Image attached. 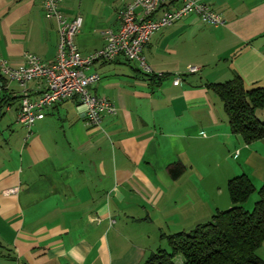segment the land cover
I'll use <instances>...</instances> for the list:
<instances>
[{
    "label": "crops",
    "instance_id": "obj_1",
    "mask_svg": "<svg viewBox=\"0 0 264 264\" xmlns=\"http://www.w3.org/2000/svg\"><path fill=\"white\" fill-rule=\"evenodd\" d=\"M129 1L63 0L67 17H83L76 41L84 54L103 47V31L119 27ZM209 1L224 26L189 14L152 34L144 54L167 74L161 81L124 56L91 67L102 75L92 90L117 107L99 127L87 123L74 97L28 130L17 120L21 86L3 90L0 264H143L162 234L230 208L232 177L247 174L258 193L264 139L248 144L232 133L223 101L207 84L240 75L246 88L264 87V0ZM58 39L41 0H0V60L19 65L32 52L50 62ZM189 65L200 69L190 73ZM43 89L41 79L27 85L32 96ZM257 116L264 121V109ZM176 165L184 167L177 177ZM258 254L264 259V243Z\"/></svg>",
    "mask_w": 264,
    "mask_h": 264
},
{
    "label": "built area",
    "instance_id": "obj_2",
    "mask_svg": "<svg viewBox=\"0 0 264 264\" xmlns=\"http://www.w3.org/2000/svg\"><path fill=\"white\" fill-rule=\"evenodd\" d=\"M41 2L45 16L57 25L56 57L45 62L39 55L26 52L24 61L19 65L0 60V102L2 92L9 83L19 84L22 95L17 120L28 130L46 116L48 108L74 97H78L85 106L87 123L99 127L106 115L117 113V107L110 99L92 90L102 79L101 73L91 71L96 62H110L124 56L135 61L144 73L164 77L167 74L155 72L144 54V48L154 32L175 24L189 14H196L203 23L215 27L226 24L225 17L213 8L209 0H131L119 10V27L103 31V47L84 54L76 41L83 27L82 15L67 17L62 7L63 0ZM199 69V66L189 65L188 72L195 73ZM36 79L43 81L44 89L32 96L27 85ZM180 83L181 77L175 76L174 84Z\"/></svg>",
    "mask_w": 264,
    "mask_h": 264
},
{
    "label": "trees",
    "instance_id": "obj_3",
    "mask_svg": "<svg viewBox=\"0 0 264 264\" xmlns=\"http://www.w3.org/2000/svg\"><path fill=\"white\" fill-rule=\"evenodd\" d=\"M147 75L154 82L166 77ZM207 86L223 101L232 133L248 144L264 139V121L257 116V111L264 109V87L246 88L240 75ZM5 100L2 97L1 101ZM183 170V166L172 167L175 177ZM228 191L233 203L230 208L217 210L188 231L162 234L172 249L158 248L143 264H264L258 254L264 243V183L252 209L245 204L257 188L247 174L232 177ZM178 256H182L181 263L175 261Z\"/></svg>",
    "mask_w": 264,
    "mask_h": 264
},
{
    "label": "rangeland",
    "instance_id": "obj_4",
    "mask_svg": "<svg viewBox=\"0 0 264 264\" xmlns=\"http://www.w3.org/2000/svg\"><path fill=\"white\" fill-rule=\"evenodd\" d=\"M258 198H259L258 193H254V195L251 196L250 201L252 200L253 205H254L255 201H256ZM252 208H253V206H252ZM252 208H251V209H252ZM157 247H158V248H164V249H167L168 251H170V250L172 249L171 246H170V244H169V242L167 241V239H163V238H160V239H159V242H158ZM180 257L182 258V256H178V257H176V258H175V261H178V260H179L178 258H180Z\"/></svg>",
    "mask_w": 264,
    "mask_h": 264
}]
</instances>
